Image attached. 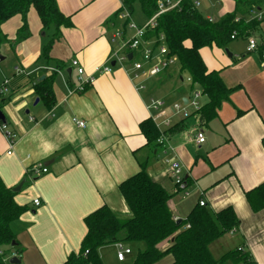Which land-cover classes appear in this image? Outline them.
Masks as SVG:
<instances>
[{"label":"crops","instance_id":"1","mask_svg":"<svg viewBox=\"0 0 264 264\" xmlns=\"http://www.w3.org/2000/svg\"><path fill=\"white\" fill-rule=\"evenodd\" d=\"M56 1L72 25L61 29L49 60L43 58V48L53 32H43L33 8L27 14L30 36L26 40L15 42L23 27L21 15L2 25L11 45L0 47L5 57L0 61V86L14 76L16 68L24 74L2 111L17 142L8 155L9 144L0 128V178L13 192L21 187L14 192L15 201L28 207L11 224L17 245L8 250L7 264H63L79 253L87 234L85 219L102 206L119 218H130L132 213L119 187L138 174L143 163L150 178L171 195L168 208L176 221L186 219L200 201L212 213L229 207L234 210L239 226L211 244L215 259L241 250L253 264H264V210L254 212L246 197L264 183V59L260 54L264 21L249 36L232 39L226 47L202 50L208 69L217 70L225 86L232 89L217 117L202 126L192 108H188V119L172 109L174 103L186 104L199 89L183 80L187 75L180 74L179 62L157 78L140 79L138 83L145 89L139 92L129 75V63L111 61L117 48L113 36L118 32L125 38L133 35L119 16L123 0ZM204 1L206 18L239 15L238 0ZM244 17L248 19V15ZM249 38L256 39L260 51L248 50ZM75 59L87 74L96 66L110 64L114 69L96 76L84 93H73L78 80L71 65ZM59 64L64 68L59 69ZM46 80L51 81L52 90L48 100L35 90ZM151 99L166 102L164 117L160 111L149 110ZM202 103H207L206 95ZM166 118H170L169 127L161 125ZM76 119L84 122V127H78ZM149 120L160 134L152 143L147 142L141 127ZM199 128L205 134L201 145L195 139ZM164 133L166 139L159 143ZM175 161L183 165L188 196L178 190L172 177L170 167ZM37 164L47 167V173H37ZM36 199L39 206L34 204ZM120 246L131 250L124 261L117 257ZM171 246L169 239L158 249L165 251ZM143 249L142 243L123 242L99 248L98 255L102 264H132ZM14 256L19 263L10 262ZM173 261L169 254L155 264Z\"/></svg>","mask_w":264,"mask_h":264},{"label":"trees","instance_id":"2","mask_svg":"<svg viewBox=\"0 0 264 264\" xmlns=\"http://www.w3.org/2000/svg\"><path fill=\"white\" fill-rule=\"evenodd\" d=\"M160 1L123 0V3L131 15L134 13V5L139 3L149 20L159 11ZM238 2L241 6L240 16L228 14L209 22L194 6V0H184L178 9L159 16L155 26L147 33V38L156 42L161 36L165 37L170 54L179 62L180 74L189 76L193 85L198 84L206 95L207 103L195 113L202 126L217 117L221 104L231 96L232 91L225 86L217 70L215 72L208 69L202 50L214 46L226 47L232 41L234 32L238 37L249 36L250 31L259 24L246 22L244 15L250 6L242 1ZM31 8L38 13L43 32H53L43 48V58L49 60V53L55 40L60 37L61 29L72 25L70 17L61 12L56 0H0V47L3 44L11 45L2 31V25L17 15L23 17V27L18 31L15 42L29 38L27 14ZM237 17L242 19L237 22ZM260 54L262 57L263 52ZM58 68L64 67L59 64ZM22 77L21 74H14L7 86L8 93H0L1 111L12 100L16 92L14 88H18L19 79ZM50 88L49 80L35 86V90L45 100L52 94ZM141 127L147 142L152 143L159 138V131L150 120L142 123ZM262 144L264 147V137ZM119 189L132 216L128 219L119 218L107 206L89 214L85 219L87 234L79 253L71 255L63 264H102L98 255L99 248L123 242L144 245V249L138 252L132 264H155L169 254L174 258L172 264H226L229 261L253 264L249 254L241 250L228 252L220 259H215L211 254V244L239 226V220L231 207L212 213L199 203L186 219L177 224L178 221L168 208L171 195L150 178L144 163L141 171L122 182ZM15 194L0 178V264H7L8 250H13V245H17L11 224L28 209L15 201ZM246 197L254 212L264 210V183L247 192ZM169 239L172 240V246L160 251L158 245Z\"/></svg>","mask_w":264,"mask_h":264},{"label":"built area","instance_id":"3","mask_svg":"<svg viewBox=\"0 0 264 264\" xmlns=\"http://www.w3.org/2000/svg\"><path fill=\"white\" fill-rule=\"evenodd\" d=\"M183 1L184 0H161L159 5V11L151 19H149L144 26H138L135 22H133L132 15L129 13L128 10H126L124 3H122V8L119 13V16L121 17V19L126 21L127 27L133 31V35L130 38H125V35L122 32H118L113 36L112 41L114 44H118V47L116 48V52L112 55L111 61L114 60L115 63H119L121 65L123 63H129V66L131 67L130 73L128 70L127 71L131 77V80L135 84L136 90L139 92L145 89V85L142 82L138 83L140 79H143L145 77L155 78L168 71L174 65L178 64L177 58L170 54V51L165 44V37L161 36L158 39V42H156L155 40L148 39L147 33L152 27L155 26L156 19L159 18V16L174 9H178ZM239 1L247 3L250 6V9L246 14L248 15V19L247 17H244L246 19V22L250 21L261 23L264 21V0ZM200 5L201 0H194V6L196 8L199 9ZM207 19L209 20V22H214L216 20L213 17H208ZM241 19V17H237L236 21L238 22ZM231 38L234 40L238 38V35L234 32ZM260 48L261 47L257 43L256 39L249 38V51H258L260 50ZM262 52V58L264 59V47L262 48ZM130 55L131 58H129ZM71 65L73 68L76 69L78 75L77 85L75 86L74 91H72L73 93L77 94L84 93L89 86L93 85L96 81V76L110 74L114 69V67L110 64L106 66H96L92 73L87 74L78 60H73L71 62ZM56 72H58V70ZM20 74L22 75L24 74V72L16 68L15 75L18 76ZM183 80L193 85V81L189 76H187V78L185 77V79ZM9 83L10 79L4 80L3 84L0 86L1 94L8 93L7 86ZM195 86L199 89L193 91L192 98L187 99L186 104L174 103L172 105L174 113L180 115L184 119H188L189 117H191V113L188 110L189 107L192 108L195 113L199 112L203 107L202 100L205 95L202 89L198 86V84H195ZM166 106L167 104L164 100L151 99L148 108L149 110H154L156 112L160 111V115L164 117L166 115V112L164 110L167 109ZM170 122V118H166L163 120V123L161 125L169 127ZM75 123L78 127L81 128L85 125L84 122L79 121L77 119ZM0 128L1 131L4 133L9 144L10 150L7 152V154L11 155L12 149H14L13 146L17 142V135L12 131V129L7 123H2V125H0ZM165 139V136L161 134V137L158 142L163 143ZM195 139H197L196 142L198 145H201L205 142V134L202 129L199 128ZM170 169L178 190L180 192H183L184 196H188V182L184 176L183 165L179 161H175L172 162ZM34 170L37 173H47L48 168L44 167L43 164H37ZM34 204L36 206H39L41 204L40 200H34ZM200 205L205 206V202L200 201ZM188 227L189 225H187V228ZM119 250L120 251L117 254L119 261H124L126 255L131 253L130 249L124 248L122 246H120Z\"/></svg>","mask_w":264,"mask_h":264},{"label":"rangeland","instance_id":"4","mask_svg":"<svg viewBox=\"0 0 264 264\" xmlns=\"http://www.w3.org/2000/svg\"><path fill=\"white\" fill-rule=\"evenodd\" d=\"M204 0H201V5H200V8H199V10L204 14V15H206V12H204L203 11V4H204ZM18 16V15H17ZM133 22H134V20H135V22L136 23H138V24H145L146 22H147V20H148V18H146V16H145V14H144V12H143V10H142V8H141V5L139 4V3H136L135 5H134V13H133ZM9 21V20H8ZM144 26V25H143ZM116 45V47H118V44H115ZM0 64H2L1 62H0ZM1 75V74H0ZM162 75V74H161ZM160 76V75H159ZM159 76H157V77H159ZM157 77H155V78H157ZM181 91H178V94L180 93ZM174 100L176 101V100H178V98L176 97V98H174ZM170 108H171V106H170ZM164 136H166L167 134L166 133H164L163 134ZM110 257H112V255L110 256ZM128 262L129 261H127L126 263H124V264H128ZM109 264H116V262L115 261H109ZM117 264H118V262H117Z\"/></svg>","mask_w":264,"mask_h":264},{"label":"water","instance_id":"5","mask_svg":"<svg viewBox=\"0 0 264 264\" xmlns=\"http://www.w3.org/2000/svg\"><path fill=\"white\" fill-rule=\"evenodd\" d=\"M226 52L229 54V56H231V54L229 53L228 50H226ZM129 58H131V55L129 56ZM5 60V57H3L1 54H0V61H4ZM69 73L71 75L72 71L69 70ZM0 121H2V123H8L7 121V118L6 116H4V113L0 110ZM21 187H18V189H15L14 192H16L17 190H19ZM181 223V220H178V223L177 224H180ZM11 263H19V260L17 258H12L10 260Z\"/></svg>","mask_w":264,"mask_h":264}]
</instances>
